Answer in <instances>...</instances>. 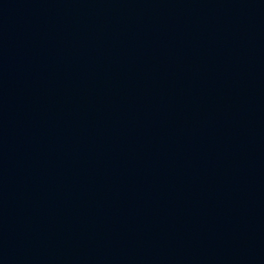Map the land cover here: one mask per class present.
<instances>
[{"label":"water","instance_id":"obj_1","mask_svg":"<svg viewBox=\"0 0 264 264\" xmlns=\"http://www.w3.org/2000/svg\"><path fill=\"white\" fill-rule=\"evenodd\" d=\"M0 264H264V0H0Z\"/></svg>","mask_w":264,"mask_h":264}]
</instances>
